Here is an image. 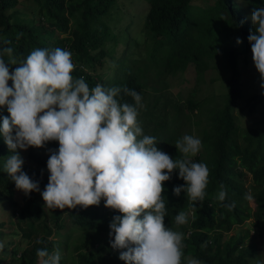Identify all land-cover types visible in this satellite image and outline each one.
I'll return each mask as SVG.
<instances>
[{
    "label": "trees",
    "instance_id": "16d2710c",
    "mask_svg": "<svg viewBox=\"0 0 264 264\" xmlns=\"http://www.w3.org/2000/svg\"><path fill=\"white\" fill-rule=\"evenodd\" d=\"M119 0H0V54L6 63L15 60L17 63L24 60L35 48L55 49L62 48L72 53L74 70L72 75H83L89 88L100 84L105 88L127 87L135 90L142 96L138 108L139 120L146 119V108L142 103L147 99L148 85L142 76L143 67H138L136 57L128 58L125 55L119 61V70L116 69L107 77L93 68L99 56L93 50H99L100 56H106L103 44L109 35V26L106 19L112 14L113 8H120ZM147 10L144 13L143 26L145 33L133 38L139 42L141 35H145L152 43L149 55L159 56L160 84H163L169 75H183L191 67L199 74L205 66V58L222 56L230 71L227 82V92L223 108H219L211 117L210 128L203 131L204 149L212 157L209 166L208 185L206 195L202 202L197 203L193 227L205 233H196L187 243L193 248L196 259L203 264H255L262 255L257 249V243L246 244L250 238L249 230L234 234L230 239L219 240L212 243L206 241V232L212 231L216 226V219L224 218L226 225L223 230L227 232L231 226H240L249 219H253L252 228L259 232L264 227V120L263 125L253 129L238 130L235 126L232 108L235 102L242 98L241 72L238 66L237 55L247 54L251 45L247 39L250 30L254 29L250 20L246 19V12L253 8H264V0H243L239 5L234 0H212L204 3L200 0H144ZM249 9V10H248ZM18 16L21 19H16ZM27 19V22H23ZM78 34L74 43L73 34ZM237 38L242 43L237 44ZM11 49V53L3 52ZM133 52V51H132ZM161 53V55H160ZM99 63H105V60ZM18 65H8L14 69ZM108 79V80H107ZM159 84V85H160ZM12 86V81H9ZM162 102H165L166 91L162 87L151 86ZM118 99L121 103L135 104L131 96L121 93ZM210 99L190 100L182 107L187 110L202 109L207 106ZM166 103V102H165ZM264 103V92L247 99V105L253 112L255 108ZM171 107L178 108L177 104L170 103ZM216 106V105H215ZM214 106V107H215ZM213 107V108H214ZM212 108V109H213ZM180 110V109H175ZM218 112V113H217ZM6 107H0V124L2 118L8 116ZM177 117L178 114L175 113ZM194 115V114H193ZM198 114H196L197 116ZM195 117V116H194ZM153 123L152 132L156 136L165 138L166 153L173 159H179L173 150L172 144L176 137L169 131L163 117L149 120ZM175 123V122H174ZM173 124V123H172ZM167 135V136H166ZM3 136V135H2ZM57 141L47 142L44 147H31V157L40 166L47 168V161L39 155L46 148L57 149ZM19 151V149L17 150ZM4 141L0 143V204L11 209L16 229L11 233L15 235L20 230L27 244L20 253L14 240L8 244L0 240V264H38L40 257L38 249H47L49 254L56 250V244L51 240L54 232H61L66 226L63 212L68 211V218L74 227L82 230L102 223L97 218V211L82 206L74 209H50L46 207L41 196L49 181V176L40 170L36 174L30 172L31 166H22V171L34 182H38L40 192H32L27 196L18 190L15 183L6 172L3 165L7 157L12 155ZM31 174V175H29ZM249 176L251 179H249ZM250 181V187L245 184ZM171 192L175 186L184 185L185 181L179 178L178 170L172 178L166 181ZM226 191V199L220 201L218 193ZM165 194L166 207L177 210L173 194ZM246 194L252 195L254 208L249 206ZM192 210V202L187 198L183 207ZM0 223V238L5 237L3 224ZM26 226V228H24ZM56 228V231L53 230ZM38 234V235H37ZM221 238V239H220ZM206 241V242H205ZM201 245H204L203 247ZM80 247H77V250ZM79 264H95L93 254H79ZM183 255L181 264H186ZM60 264H66L60 260ZM72 264V263H68Z\"/></svg>",
    "mask_w": 264,
    "mask_h": 264
},
{
    "label": "clouds",
    "instance_id": "9594fccd",
    "mask_svg": "<svg viewBox=\"0 0 264 264\" xmlns=\"http://www.w3.org/2000/svg\"><path fill=\"white\" fill-rule=\"evenodd\" d=\"M250 19L254 29L247 39L255 68L264 81V8H253ZM3 52L10 54L11 49ZM8 65L18 66L10 73ZM73 70L72 53L62 48H35L19 63H6L0 54V107L9 113L2 118L0 135L13 153L4 162L3 172L26 196L40 192L38 182L22 171L25 161L17 150L57 141L58 150L49 149V181L40 193L46 207L87 208L98 206L103 199L106 208L121 214L109 224V236L114 237L111 247L120 250L100 255L98 260L94 257L95 264H181L183 255L186 264H203L194 256V245L191 252L183 253V239L187 242L196 233H205L194 229L193 220L197 203L206 195L209 167L188 158L199 153L201 140L192 135L178 139L175 147L184 158L173 159L165 152L167 137L145 135L138 123L139 93L100 84L90 89L83 77H73ZM122 92L135 104L121 103L118 97ZM175 170L185 184L175 186L172 193L166 181ZM220 187L217 198L224 201L226 191ZM169 191L176 202L175 211L166 207L164 195ZM181 193L192 202V210L188 209L192 218L182 233L165 225L167 208L176 225L188 223L187 213L180 211ZM245 198L252 199L250 194ZM215 221V229L206 232L209 243L227 235L224 218ZM37 256L42 264H60V260L79 264V257L77 263L61 259L59 249L51 254L38 249Z\"/></svg>",
    "mask_w": 264,
    "mask_h": 264
},
{
    "label": "rangeland",
    "instance_id": "374dc122",
    "mask_svg": "<svg viewBox=\"0 0 264 264\" xmlns=\"http://www.w3.org/2000/svg\"><path fill=\"white\" fill-rule=\"evenodd\" d=\"M211 1L212 0H202L204 3H209ZM234 1L239 5L241 4V6L243 5V0ZM200 2L199 0L197 3ZM118 4L120 8H113L112 14L106 19V23L109 26V35L103 44L106 56L102 57L100 56L101 53L98 52L99 50H93V53L99 56L98 62L93 63V68H96L97 73L101 75L106 73V76L109 77L111 72L120 69L119 61L124 55L128 58L136 57V61L139 65L138 67L144 68L142 76L145 80V84L148 85L149 88L147 91L148 97L142 103V108L150 105V108L145 109L148 110L145 112L148 117L146 119L141 117L138 120L144 134L153 136V123L149 120L155 117H163L164 121L167 123V127H169V131L176 137L172 147L177 151L179 159L184 157L175 147L176 141L184 135H192L201 140L202 147L198 154L189 156L188 158L192 160V162H203L209 167L212 157L204 149L203 131L210 128L211 117L219 108H223L224 106L223 102L227 92L226 85L231 75L227 68L225 58L220 55L205 58L204 62L206 67L203 70H199V74L194 67H191L183 75H169L164 83L160 84L162 83L160 82V76L164 74V72H160L158 69L160 65L159 59L161 57L156 56L152 58L151 55H149L152 49V43L145 35H141L139 42L133 39L137 35L144 34L146 31L143 26V21L144 13L148 8L147 3L144 0H119ZM245 14L246 19L250 20L252 25L250 12L248 11ZM16 19H21V17L18 16ZM27 21V19H23V22ZM77 37L78 34L76 35V33H74V43L77 41ZM237 56L238 66L241 72L242 98L235 102L232 108L235 126L238 130L258 128L263 125L264 103L257 106L252 112L247 105V99L253 95L264 92V88L261 87L264 81L261 80L260 74L255 68L251 51L247 54H239ZM102 60H105V63H99ZM14 69H9L10 73L14 71ZM80 77H83V75L78 73L76 78ZM152 85L162 87V91H166V99L164 100L166 103L162 102L159 96L155 94L151 87ZM207 96L210 101L208 105L201 110L197 109L192 113L191 110L182 107V105H185L190 100H197L198 102L201 100L202 104H205V98ZM170 103L177 104L178 108L169 107ZM175 113H177L179 117H177ZM196 114L198 115L196 116ZM2 141H4V137L0 135V143ZM19 152L25 161L24 165L31 166L29 169L30 172H33V175L36 174L37 170H40L39 172H42V174H47V176L50 175L47 168L43 166L40 167L32 159L31 147L26 151L19 150ZM39 155L42 160L47 161L50 155L49 148H43V150L39 152ZM27 171L28 168L26 169V173ZM249 179H251L250 176ZM245 185L250 187V181H247ZM180 197L182 199V204L185 205V201L187 200L186 194L181 193ZM251 197L253 196L251 195ZM251 200L252 199L249 200V206L253 209L254 205L251 204ZM89 209L97 211V218L102 223L98 225L93 224L86 230L74 227L68 218V211L63 212L64 217H67L65 221L66 226L61 232H54L51 236V240L56 244V249H59L61 253V259L77 263L78 256L81 253L93 254L96 260H98L100 255L110 253L114 250H120L111 247L110 240L114 239V237L109 236V224L114 216L121 214L117 210L106 208L103 199L98 206H89ZM169 210L168 208L166 209L165 225L172 228L174 231L182 233L181 229L187 228L186 225H189L192 213L189 212L188 208H185V206L182 207L180 211L187 213L188 223L176 225L175 222L169 219L172 215ZM2 220H6L2 226V228L4 227L5 237L3 239L0 238V240H3L4 244H8V249L10 250L13 248L12 245H10V241L14 240L15 246L20 248L18 250V253H20L27 244H30L31 240L28 241L25 239L20 230L16 231L15 235H11L16 229L11 209L6 205L0 204V223ZM252 225L253 220L248 221L243 226H231L223 239L228 240L241 230L244 232L249 230L250 238L247 240L246 244L254 241L257 243L258 253L262 255L257 259L256 264H264V227L259 232H256V230L252 228ZM24 228H26V226H24ZM53 230L56 231V228L53 227ZM183 244V253L191 252V246L185 242L184 239ZM77 247H80V249L77 250ZM8 262L9 264H14L10 259ZM39 264H42L41 259L39 260Z\"/></svg>",
    "mask_w": 264,
    "mask_h": 264
}]
</instances>
